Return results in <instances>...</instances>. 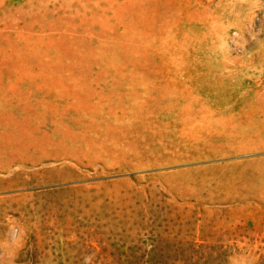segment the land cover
Masks as SVG:
<instances>
[{"label":"rangeland","instance_id":"rangeland-1","mask_svg":"<svg viewBox=\"0 0 264 264\" xmlns=\"http://www.w3.org/2000/svg\"><path fill=\"white\" fill-rule=\"evenodd\" d=\"M10 220L17 264H264V0H0Z\"/></svg>","mask_w":264,"mask_h":264},{"label":"clouds","instance_id":"clouds-1","mask_svg":"<svg viewBox=\"0 0 264 264\" xmlns=\"http://www.w3.org/2000/svg\"><path fill=\"white\" fill-rule=\"evenodd\" d=\"M225 45L221 46L223 51ZM28 235V229L20 221L10 220L3 239H0V264H17L19 252L22 249ZM94 254L84 257V264H92ZM239 260L245 259L241 256Z\"/></svg>","mask_w":264,"mask_h":264}]
</instances>
